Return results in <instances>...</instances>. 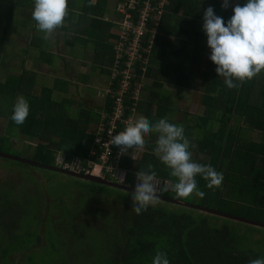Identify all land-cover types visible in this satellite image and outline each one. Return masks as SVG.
Returning a JSON list of instances; mask_svg holds the SVG:
<instances>
[{"label":"trees","instance_id":"1","mask_svg":"<svg viewBox=\"0 0 264 264\" xmlns=\"http://www.w3.org/2000/svg\"><path fill=\"white\" fill-rule=\"evenodd\" d=\"M84 1L82 10L89 14L90 23L105 24L102 16L108 13V0H98L96 5L91 4L92 0ZM126 1L118 0V5ZM170 1L172 5L159 29L152 53L145 56L147 72L142 70V65L136 66L140 75H146L145 82L152 83L150 101L142 98L131 115L135 120L141 111H145V118L151 114L149 121L154 123L155 110L157 117L161 118L178 112L177 119L169 122L183 126L193 160L211 165L223 174L222 185L213 189L207 188V182L200 176L196 177L198 189L205 193L199 205L208 207L212 201L221 212L264 223V71L233 89L227 88L223 77L213 71L200 101V115L174 109L175 96H164L162 89L165 85L161 79L173 80L178 95L194 88L201 73L202 58L198 53H190L191 45L195 40L199 41L198 25L203 23L206 9L212 5L220 7L221 3L219 0ZM237 3L243 6L246 0H229L230 6L224 12L213 8L214 13L226 24ZM94 33L91 29L90 35L94 37ZM96 38L101 39L99 35ZM119 38L117 26L116 33L112 32L107 39V42L111 39L113 52L109 71L104 69L106 73L112 72L114 48ZM92 58L106 65L103 52L94 53ZM158 64L163 65L157 67ZM17 95L13 93L14 98ZM112 107L113 102H107V109ZM8 109L1 111L6 113ZM12 114L13 109L10 119ZM84 116L82 113L78 119L63 117L62 125L55 120L51 131H57L61 137L42 139L32 160L48 166L57 165L58 156L67 163L77 158L87 161L93 152L96 133L88 132ZM25 122L16 125L11 120L10 124L29 134L25 131ZM46 125L50 128L51 123ZM254 134L257 137L254 138ZM152 145L155 148L156 142ZM95 149L101 154L99 147ZM119 150L114 147L115 154L109 158L108 164L127 173L125 185L134 187L137 181L135 173L148 171L149 165L163 183L175 182L153 148L144 154L142 160L135 159L134 150H129L117 160L115 156ZM94 160L97 162L98 158ZM83 165L86 166L84 162ZM51 172L80 181L73 198L65 201V198L51 197L47 200L44 195L31 190L34 180L24 184L20 190L13 188L12 192L5 194L4 205L16 210H12L9 217L6 215L7 218L0 215V219L6 221L0 227L1 263L11 264L14 254L24 256L25 261L19 264H152L157 252L166 253L170 264H249L251 259L264 258L260 238L244 231L236 223H220L223 219L218 216L160 200L137 215L132 211L131 192ZM110 174L104 171V179L117 182L115 178H109ZM87 183H91V188ZM27 185L29 188H25ZM26 189H30L33 195ZM161 195L183 201L172 191ZM230 206H236L234 212L227 210ZM41 247L47 248L43 250ZM36 255H40L39 261Z\"/></svg>","mask_w":264,"mask_h":264},{"label":"crops","instance_id":"2","mask_svg":"<svg viewBox=\"0 0 264 264\" xmlns=\"http://www.w3.org/2000/svg\"><path fill=\"white\" fill-rule=\"evenodd\" d=\"M70 1L73 2L74 0H68V15L63 26L58 28L51 36L45 38L44 33L37 30L36 22L32 19L34 1L0 0L1 109L3 105L2 94L5 90L9 91L8 100L4 103L9 109L6 113L0 111V124L3 125V127L0 125V134H10V113L14 105H10V103L15 102L18 96L25 97L29 102V114H31L30 118L25 120V131L29 134L23 133L16 126H11V131L18 134L15 137L13 136V144H17L19 147H22L21 144H18L20 143L19 141L25 140L26 144L32 145L36 149L39 145L37 140L47 139L44 136L47 133L51 134V140L59 139L61 134L57 131H51L53 122L57 120L62 125L64 123L63 117L78 119L82 113L86 116H84V119L88 123V132L94 131L96 133L103 116L109 111L107 102L111 104V100L107 90L111 73H106L104 69L106 68L109 71L112 63V42L111 39L107 42V39L112 32L116 33V23L121 18L119 14L115 13L118 0H114L111 12L106 6L108 13L105 16L108 18L103 19L104 16H102V20L105 23L103 25L84 23L80 15L83 13L82 8L85 5V1L81 0L77 6L70 5ZM97 2V0H92L91 4L96 5ZM210 7L213 8L214 5ZM88 24V32L84 34ZM198 26V30L201 33L197 37L199 41L195 40L190 49L192 55L198 53L200 59L202 58V64L199 67L201 73L195 82L194 88L186 89L178 95L176 84H174L173 80L161 79V83L165 85L162 89L164 96H175L174 109L180 108L184 112L187 111V108L198 109V107H201L200 101L210 82L213 73L212 67H214V64L209 59L211 51H208L207 36L203 31V23H199ZM91 29L95 31L94 37L90 35ZM97 35L101 39L96 38ZM101 42L107 43L102 44ZM198 43H200V46H198ZM39 44H44L45 47L41 48ZM101 44L103 46H100ZM101 52L105 55L106 65H102L101 62H97L92 58L94 53ZM99 57L102 61L103 55L101 54ZM162 65L158 64L157 67ZM89 69L90 71L88 72L87 70ZM166 74L171 76L169 73ZM63 80L68 84L62 85L60 82ZM90 84L97 93L96 99H101L99 104L95 103L93 105L96 99L91 98L88 92ZM59 85L62 88H59ZM64 88H66V92H64ZM151 90V81L149 83L146 82L143 89V101H150ZM187 91L196 92L198 99L186 100L183 96L184 94H190L186 93ZM15 92L18 95L14 98L13 93ZM63 94L64 98L60 99ZM65 101H67L68 105L66 109H64ZM143 101L142 103L146 104ZM79 102H82L84 107L78 106ZM147 105H150V103H147ZM94 112H99V118L95 117ZM176 114L177 112L173 116L169 115L167 117L168 121L175 120ZM198 114H201V110L200 113L198 111L193 115ZM141 116L146 117L145 111H141L137 118ZM153 116L152 121L154 123L162 119L157 117L156 110ZM45 118L50 119L51 122ZM150 118L151 114L148 120ZM46 123L49 125L51 123L50 128H47ZM60 127L62 128V126ZM156 139V133L146 136L144 150L136 151L133 149L135 159L142 160L147 151L154 149L152 144L156 142Z\"/></svg>","mask_w":264,"mask_h":264},{"label":"clouds","instance_id":"3","mask_svg":"<svg viewBox=\"0 0 264 264\" xmlns=\"http://www.w3.org/2000/svg\"><path fill=\"white\" fill-rule=\"evenodd\" d=\"M229 6V0H223L222 9ZM31 15L37 30L48 38L63 26L68 15V0H34ZM203 31L211 50L209 59L227 88H237L264 71V0H246L243 6L237 3L226 24L212 7H208L203 15ZM29 108L25 97L18 96L11 120L22 125L29 115ZM152 133L157 134L154 154L170 170L175 182L169 180L161 184L152 165L148 166V171L136 172L137 183L131 194L135 214L147 211L151 204L160 200L161 193L169 191L175 192L178 199L193 195L202 199L205 193L198 189L197 176L207 182L209 189L222 185L223 174L211 165L195 162L183 126L170 123L167 118L152 123L141 116L127 123L123 131L112 135L109 143L120 149V155L133 149L142 151L145 137ZM120 178L124 180L123 176ZM152 264H170V261L166 253L157 252ZM249 264H264V258L251 259Z\"/></svg>","mask_w":264,"mask_h":264},{"label":"built area","instance_id":"4","mask_svg":"<svg viewBox=\"0 0 264 264\" xmlns=\"http://www.w3.org/2000/svg\"><path fill=\"white\" fill-rule=\"evenodd\" d=\"M171 5L170 0H128L117 6L116 12L121 16L116 23L120 38L115 44V60L107 90L113 107L103 116L98 126L89 159L83 161L77 158L67 163L62 156H58L57 166L103 178L104 171H107L111 173L109 178H119L125 184L127 173L113 169L108 164L109 158L115 154V146L109 141L112 135L121 132L123 126L135 121L131 113L136 111L141 102L146 85V75H140L136 66L142 65V70L147 72L144 64L148 61L145 56L152 53L159 29ZM95 147H99L101 154L97 153ZM96 157L97 162L94 160ZM122 157L119 150L115 158L119 160Z\"/></svg>","mask_w":264,"mask_h":264},{"label":"rangeland","instance_id":"5","mask_svg":"<svg viewBox=\"0 0 264 264\" xmlns=\"http://www.w3.org/2000/svg\"><path fill=\"white\" fill-rule=\"evenodd\" d=\"M80 1L81 0H74L73 2L70 1L69 3H70V5L73 4V6H77V5H79ZM219 1L222 5L223 0H219ZM84 3H86V2H84ZM107 3L108 4L106 6H107L108 10L111 12L113 9L114 0H108ZM93 5H95V4H93ZM213 8L215 10H220L221 13L225 11L224 9H222L221 6L219 7V6L214 5ZM115 13H117L116 9H115ZM80 18L84 23L86 22V23L90 24L91 18H90L88 13H83ZM105 18H108V17L104 16L103 19H105ZM89 24H88L84 34H86L88 32ZM198 31H199V34H198V36H199V35H201V33H200V30H198ZM39 46L41 48L45 47L44 44H39ZM208 51H211V50L208 48ZM212 70L214 71V73H216V66L212 67ZM87 71L89 72L90 69ZM80 72H82V71H80ZM60 83L62 85L68 84V83H65L64 80ZM59 88H62V86L59 85ZM8 92L9 91L5 90V92L2 94V100L4 103H6V101L8 100ZM64 92H66V88H64ZM88 92L91 95V98L96 99L97 93L95 90H93L91 84L88 88ZM186 93H190V94H184L183 97L186 100L198 99V95L196 94V92L187 91ZM63 98H64V94L60 97V99H63ZM100 102H101V99L98 98V99L94 100L93 105H95V103L99 104ZM80 105L82 107H84L82 102L78 103V106H80ZM67 106H68L67 101H65L64 102V109H66ZM201 108L202 107H198V109L187 108V111L189 113L196 114L198 111L200 113ZM6 109H7L6 104H4L2 111L6 110ZM0 111H1V107H0ZM94 114H95L96 118H99V112H94ZM177 117H178V112L176 114V119H177ZM0 125H2V124H0ZM4 126H7V125H4ZM2 127H3V125H2ZM47 128H49V127L47 126ZM9 129H10V134H0V151L4 152L6 154L12 155V156H18L21 158H26L28 160H32L34 155H35V150H36L35 147L32 145L29 146L28 144H26L25 140H21V141H19L20 143H18V144H21L22 147H19V145H17V144H13V136L15 137L18 134L16 132L11 131V126ZM89 132L92 134L95 133L94 131H89ZM256 133L259 134V132H256ZM44 136L47 139H43V140H48L51 138V134H49V133L45 134ZM253 137L255 138V137H257V135L254 134ZM32 142L34 143V141H32ZM37 142L40 143V140H37ZM33 180L35 182L34 183L35 185H32L33 188L31 189L33 191V193L38 192L39 194L44 195L47 200L51 197L52 198L59 197V198H65V201L70 199V197L73 198L72 195H74L75 189H77L76 185L80 182L77 179L76 180L72 179L70 177H67L66 175L63 176L61 174L52 173L51 171H48V170L35 168L32 165L30 166L28 164H24L21 162L12 161L8 158L0 157V215H1V217L7 218L11 215L12 210H16L15 208H9L8 209V205H4V202L6 200L4 195L12 192L13 188H15L16 190H20V188L23 187L24 184H30V183H32ZM157 180L162 184L161 178L157 177ZM136 183H137V181H136ZM87 186H88V188H91V183H87ZM25 188H29L28 185L25 186ZM26 190L28 191V193H30L31 196L33 195L31 193L30 189H26ZM64 191H66V193ZM182 202L192 204V205H199L203 201L201 198L193 195V196H190L189 198H183ZM156 204H157V202L153 203L151 205L155 206ZM208 207L212 208V209H216L217 205L215 203L213 204L212 201H210L208 203ZM235 209H236V206H230V208H227V210L231 211V212H234ZM6 215H7V217H6ZM234 216H237V215H234ZM219 218L223 219L220 221V223H225V222L229 223V224L236 223L244 231H248L249 233L256 235L257 238H260L259 239L260 244L264 248V229L263 228L254 227V226L244 224L241 222H237V221H233V220H230L227 218H222V217H219ZM4 223H6V221L0 219V227H2ZM55 223L56 222H53V224H55ZM254 231H256V234H254L255 233ZM90 236L94 237L95 235H90ZM45 248H47V247H44V248L41 247V249H43V250ZM263 251H264V249H263ZM0 255H1V249H0ZM36 256H37L36 259L39 261L40 255H36ZM10 260H11V264H19L21 261H25L24 256L22 254H14ZM0 264H10V263L9 262H7V263H1L0 262Z\"/></svg>","mask_w":264,"mask_h":264},{"label":"water","instance_id":"6","mask_svg":"<svg viewBox=\"0 0 264 264\" xmlns=\"http://www.w3.org/2000/svg\"><path fill=\"white\" fill-rule=\"evenodd\" d=\"M0 157L8 158L10 160L21 162V163H24V164L34 165V166L41 167V168H44V169H48V170H51V171H55V172H58V173H64V174L70 175L72 177H77V178L84 179L86 181L96 182V183H99V184H105V185H108V186H111V187H114V188H118V189H122L124 191L131 192V193H133L134 190H135V187L124 185L123 183H116L114 181H110L108 179H103L101 177L90 175V174H80V173L75 172L73 170L64 169V168L59 167L57 165L48 166V165H45V164H41V163H39L37 161L28 160L26 158H21V157H18V156H12V155L6 154V153L1 152V151H0ZM159 198H160V201H165V202L173 203L174 205H179V206L192 208V209L198 210V211L206 213V214H210V215H214V216H218V217H222V218H227V219H230V220H233V221L245 223V224H248V225H251V226H254V227H258V228H263L264 229V223H261V222L255 221V220H251V219H246V218L239 217V216L230 215V214L221 212L218 209H212V208L204 207V206H201V205H192V204L184 203V202H182L180 200H177V199H174V198H171V197H168V196H164V195H161V194H160Z\"/></svg>","mask_w":264,"mask_h":264},{"label":"flooded vegetation","instance_id":"7","mask_svg":"<svg viewBox=\"0 0 264 264\" xmlns=\"http://www.w3.org/2000/svg\"><path fill=\"white\" fill-rule=\"evenodd\" d=\"M101 178H103V177H101ZM104 179V178H103ZM109 180V179H108ZM110 181H113V180H110ZM116 183H122L120 180H119V178H116ZM115 182V181H114ZM125 185V184H124ZM133 187V186H132ZM135 187V186H134Z\"/></svg>","mask_w":264,"mask_h":264}]
</instances>
